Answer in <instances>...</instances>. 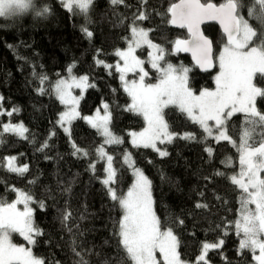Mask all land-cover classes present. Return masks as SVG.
I'll list each match as a JSON object with an SVG mask.
<instances>
[{
    "label": "trees",
    "instance_id": "16d2710c",
    "mask_svg": "<svg viewBox=\"0 0 264 264\" xmlns=\"http://www.w3.org/2000/svg\"><path fill=\"white\" fill-rule=\"evenodd\" d=\"M176 1L124 0L113 5L111 0H92L87 10L81 11L67 10L59 0H34L37 7L47 6L49 11L41 16L30 11L15 21L0 18V97L5 112L14 106L19 108L11 117L0 116V129L9 122L21 123L28 129L24 138L3 134L0 158L15 157L16 166L27 165L28 171L18 175L7 169L5 161L0 167V200L15 201L17 195L13 190L32 195L33 221L42 235L31 249L44 264H78L81 259L87 264H133L119 244L118 221L122 210L102 183L107 178V163L97 155L101 146L105 157H112L115 177L109 186L118 195L125 196L132 186L135 177L132 169L138 168L151 182L153 212L160 221V230L171 229L177 237L178 253L183 261L254 264L251 250H239L242 234L237 232L236 222L242 192L231 177L241 170L237 150L241 136L249 130V143L256 147L264 141V125L247 123V114L233 115L225 122L230 140L219 142L208 137L178 108L169 106L165 109V119L175 135L171 142L158 145L168 153L166 156L130 144L129 133L141 131L144 120L126 110L130 98L115 67L119 61L115 52L128 47L134 14L146 13L147 18L137 19L136 23L148 32L152 43L166 50L162 64L188 66L191 69L188 85L194 93L214 88L213 79L218 73L215 67L200 72L186 54L170 53L174 38H187L185 31L173 29L168 22L167 9ZM254 2L242 0L243 14L260 33L264 24L247 16L248 7ZM85 29L92 33L91 38ZM203 31L215 45L222 37L214 25H205ZM216 49L217 46L215 54ZM145 53L146 48L136 51L142 60L146 59ZM97 60L112 67L98 65ZM70 65L74 66L72 75L87 76L88 84L94 85L80 98V115L91 116L106 103L109 129L121 143L105 144L100 133L79 117L71 121L69 132L59 125L63 106L53 93L41 95L39 89L49 90L58 78L68 76ZM143 65L150 74L146 81L158 80V71L146 63ZM41 74L47 76L43 85L38 78ZM128 76L135 78L134 73ZM254 84L264 88V78L254 77ZM255 106L264 114V98L258 97ZM185 133L195 139H182ZM45 142L47 147L38 150ZM73 144L81 150L75 155ZM206 149H211V154ZM126 153L132 165L124 161ZM90 165H94V170ZM39 201L44 202L43 209L38 206ZM66 214L70 216L67 221ZM221 240L219 248L206 253L207 262H196L204 243ZM12 242L21 245L24 241L13 235ZM73 249L81 255L77 256ZM158 264H163L160 259Z\"/></svg>",
    "mask_w": 264,
    "mask_h": 264
},
{
    "label": "snow or ice",
    "instance_id": "6c2138e0",
    "mask_svg": "<svg viewBox=\"0 0 264 264\" xmlns=\"http://www.w3.org/2000/svg\"><path fill=\"white\" fill-rule=\"evenodd\" d=\"M92 0H62L65 7L71 9L73 5L81 11H86ZM113 5L124 3V0H111ZM127 6V5H126ZM242 0H225L219 5L211 0H179V3H171L167 13L171 14L169 23L186 29L187 39H176L173 44L174 52H190L195 62L201 70L208 71L218 63L219 72L214 77L216 88H207L195 95L188 86V73L190 68L180 65L178 68L164 60L166 50L163 47L152 44L147 39L148 32L140 28L136 21L147 18L146 13L138 12L133 15L131 33L133 43L139 46L147 43L150 48L156 49L155 55L149 53L150 63L153 69L159 73L158 83H145L148 75L141 67L143 61L132 55L134 49L132 45L126 52L117 50L115 55L124 60V67L118 64L115 66L117 72L121 73L120 79L124 82V89L131 97L132 103L126 110L143 117L147 127L140 133H130L134 147H151L159 152L160 156L168 153L157 147V142L164 144L171 142L174 133L170 132L169 124L165 119V109L169 106H176L182 113H186L188 118L199 124L208 136L212 135V128L209 121H214L219 131L217 140H230L224 131L226 119L232 117L234 113H245L249 117L247 123L255 126L264 125V114L257 111L255 106L258 97L264 98V88L254 84V77L264 78V31L258 33L254 30L249 20L243 14ZM31 9L37 16L44 15L49 11L48 7H37L33 0H0V16H12L20 11ZM247 16L259 20L264 24V0H255L252 6L247 9ZM207 21H215L219 24L226 43L218 55L214 53L215 41L205 35L201 30V25ZM86 35L91 38L92 33L85 29ZM224 37H221L223 39ZM259 41V44L256 43ZM98 65L105 68L111 65L97 60ZM73 65L67 69L66 79L58 78L51 89L46 90L40 87L39 94L54 93L62 104L69 106L68 110L61 113L58 123L63 126L73 119L81 118L89 123L104 137L105 144H119L122 141L115 136L108 127L110 114L109 106L103 104L105 114L101 117L97 113L96 117L81 116L76 105L79 98L73 96L70 89L77 88L81 93L86 87H94L88 84L87 76H73ZM139 68L140 81H133L130 85L124 80V73L135 71ZM41 85L47 80L46 75H39ZM3 97H0V116H13L19 112L18 107H13L11 111L3 110ZM258 118V119H257ZM2 123V122H0ZM69 132L68 128H64ZM13 133L21 138L25 137L28 129L21 123H3L0 129V143L3 142L4 133ZM251 132L245 130L241 136V142L237 146L240 154L239 160L241 170L239 178L236 175L231 177L232 183L242 189L246 196L241 197V220L236 222L237 232L243 233L240 241V249H249L253 253L259 249V255L254 256L257 264H264V178L260 173L264 172V141L259 147L249 143ZM182 139H195L189 133H185ZM231 142V141H230ZM236 146V145H234ZM47 147L45 142L40 149ZM74 152L77 154L81 150L73 144ZM211 154V149H206ZM87 155L88 153H84ZM99 158L104 159L106 153L103 146L97 149ZM108 166L105 171L107 178L102 183L107 187V193L113 201L118 202L122 217L118 221L119 244L123 246L127 257L133 264H156L154 252L159 250L164 259V264H183L176 249L178 246L177 237L171 229L160 230V221L152 210L151 182L137 168L134 170L136 181L128 190L126 196L118 195L117 191L110 187V182H114L115 171L111 167L112 157L107 156ZM129 156L125 154V162ZM7 163V169L22 175L28 171V166H16L15 157L0 158V167ZM94 170V165H90ZM246 178V182H245ZM30 183H35L31 181ZM252 189L253 191H249ZM16 191L17 198L12 203L0 200V264H44V261L33 255L30 247L18 246L12 242L13 233H19L28 245H35L37 237L42 235L41 229L34 224L33 209L29 204L33 201L31 194ZM23 203V211L17 209V205ZM254 203L255 211L248 209L247 205ZM38 206L43 209V201L38 202ZM199 207V205H198ZM70 218L65 215L64 220ZM223 243H204L202 254L199 260L205 259V254L209 249L219 248ZM77 256L81 253L73 249ZM78 264H87L81 259Z\"/></svg>",
    "mask_w": 264,
    "mask_h": 264
},
{
    "label": "rangeland",
    "instance_id": "374dc122",
    "mask_svg": "<svg viewBox=\"0 0 264 264\" xmlns=\"http://www.w3.org/2000/svg\"><path fill=\"white\" fill-rule=\"evenodd\" d=\"M60 2H61V4L65 7V5H64V3H62V0H59ZM81 2H86V0H81ZM202 2V1H201ZM204 2V1H203ZM212 2V1H211ZM223 2H225V0H222V1H220V2H218V3H216V4H220V3H223ZM77 7H75V5H73V7L71 8V9H69V8H67V7H65V9H67V10H72V9H76ZM77 9H79V8H77ZM147 39L149 40V38L147 37ZM176 40V38H174V40H172L171 42V49H170V53H172L174 56L176 55V54H178L179 52H174L173 51V48H174V44H173V42ZM221 41V38H220V40H219V38L217 39V42H216V46H217V49H216V55H218L219 54V52L223 49V46H224V44L226 43V40H224V39H222V42H220ZM129 45L131 44L132 45V47H133V49H134V51H133V53H132V55L133 56H135L137 59H139V60H141V61H143V64L144 63H146L149 67H150V69H152V70H156V69H153L152 68V66H151V63H150V59H151V57H150V55H149V53H152L153 55H155V53H156V49H154V48H150L149 46H148V44L147 43H141L139 46H137L135 43H133V38H132V33H131V39H130V41H129V43H128ZM152 44H154V45H157V44H155V43H152ZM129 45H128V47L126 48V49H124V50H121L122 52H126L127 50H128V48H129ZM142 48H146V59L145 60H142L137 54H136V51H138V50H140V49H142ZM118 58H119V61H118V65L121 67V68H123L124 67V60L121 58V57H119L118 56ZM163 61V60H162ZM162 61H160V64H162ZM141 65V67H143L144 68V71L145 72H147V70H146V68H145V65ZM165 64V63H164ZM180 65H183V64H175L174 66H176L177 68L180 66ZM185 67H188V66H185ZM214 67L217 69V72H219V67H218V63L217 64H215L214 65ZM157 71V70H156ZM134 73V76H135V78H133V79H129V74H133ZM148 73V72H147ZM119 75L121 76V73H119ZM150 74H148L147 76H146V78H150V76H149ZM217 75V74H216ZM74 76V75H73ZM68 76H66L65 78H62V79H66ZM146 78H145V83H148L147 81H146ZM124 80L125 81H127L128 82V84L130 85L133 81H135V82H139L140 81V74H139V68H137L135 71H128V72H126V73H124ZM159 81L158 80H156V81H154V83H151V84H156V83H158ZM254 82V81H253ZM121 83H122V87H124V82L123 81H121ZM213 83H214V88H212V89H209V90H215V88H216V85H215V81H214V79H213ZM189 86V85H188ZM88 87H86L85 89H84V91L81 93V90L80 89H77V88H72V89H70V92H71V94L73 95V96H76V97H78L79 98V101H80V98L84 95V93H85V90L87 89ZM125 90V89H124ZM193 92V91H192ZM125 93H126V95L128 96V98H130V104L129 105H131V103H132V100H131V97L129 96V94L125 91ZM194 93V92H193ZM195 95H199V92L198 93H194ZM53 95H54V97L57 99V101H59V99L56 97V95L53 93ZM60 102V101H59ZM60 104L63 106V110L61 111V113H63V112H65V111H67L68 110V108H69V106H66L65 104H62L61 102H60ZM79 104V103H78ZM102 104H106V103H102ZM128 105V106H129ZM127 106V107H128ZM173 107H175V108H178V107H176V106H174V105H172ZM76 108H77V110H78V105H76ZM179 109V108H178ZM4 110V109H3ZM79 112V111H78ZM61 113H60V115H61ZM97 113H99V116H103L104 114H105V110L103 109V106H102V108H100L99 110H95L94 111V113L91 115V117H96L97 116ZM185 114V116L186 117H188L187 116V114L186 113H184ZM237 114H245V113H234L233 115H237ZM60 115H59V118H60ZM140 116V115H139ZM142 119H143V117L142 116H140ZM59 118H58V121H59ZM230 118V117H229ZM144 120V119H143ZM85 121V120H84ZM192 121V120H191ZM86 122V121H85ZM71 123V122H70ZM70 123H65L63 126H61L62 127V129L64 130V128H68V126H69V124ZM87 123V122H86ZM91 128H92V126L89 124V123H87ZM60 125V124H59ZM199 125V124H198ZM200 126V125H199ZM209 126L212 128V135L211 136H208V134L207 133H205L208 137H212V138H214L215 139V141H219V142H221V140H217L216 139V137L219 135V131L217 130V126L215 125V122L214 121H209ZM108 127H109V123H108ZM147 127V124H146V122L144 121V127L142 128V130L141 131H135L134 133H140V132H142L145 128ZM96 131H98V129H96V128H94ZM203 129V128H202ZM110 130V129H109ZM224 131L226 132V129H225V126H224ZM99 132V131H98ZM9 133H11V132H9ZM100 133V132H99ZM130 133H133V132H130ZM130 133H129V140H130V144L133 146V144H132V136L130 135ZM100 135L102 136V138H103V140H104V137H103V135L100 133ZM26 136V135H25ZM21 138V137H20ZM250 139V138H249ZM226 141H229V140H226ZM104 142V141H103ZM166 143H168V142H166ZM158 145H159V142H157V147H158ZM134 147V146H133ZM140 147H142V148H150V149H152L153 150V148H151V147H143V146H140ZM256 147H259V145L258 146H256ZM159 148V147H158ZM160 149V148H159ZM157 152V151H156ZM157 153H159V152H157ZM129 156V155H128ZM239 157H240V154H239ZM105 160H106V162L105 163H107V166H108V162H107V158L105 157ZM124 161H125V157H124ZM129 165H132V162H131V159H130V157H129V160H128V162H127ZM239 165H240V160H239ZM111 167H112V164H111ZM240 167H241V165H240ZM134 170L135 169H132V172L134 173ZM107 174V173H106ZM237 176V178H239V175L237 174L236 175ZM260 176H261V178H264V172H261L260 173ZM135 181H136V176L134 177V179H133V182H132V185L135 183ZM245 182H246V178H245ZM132 187V186H131ZM130 187V188H131ZM241 192H242V196H246L247 194L246 193H243V191H242V189H240L238 186H236ZM129 188V189H130ZM128 189V190H129ZM128 190H127V192H128ZM249 191H253L252 189H249ZM126 195H127V193H126ZM125 195V196H126ZM16 198H17V196H16ZM15 198V199H16ZM29 206L31 207V203L29 204ZM247 207H248V209L249 210H251V211H255V208H256V206H255V204L254 203H249L248 205H247ZM32 208V207H31ZM17 209L19 210V211H23V209H24V205H23V203H20V204H18L17 205ZM152 210H153V203H152ZM241 220V207H240V213H239V218H238V221H240ZM164 231H167V230H164ZM241 234H242V237H241V239L243 238V233L242 232H240ZM13 235H17L22 241H24L23 242V244H21V245H19V244H17L18 246H25V247H32V245H28V243H27V241H25L24 239H23V237H21L20 235H19V233H13L12 234V236ZM12 236H11V239H12ZM241 239H240V241H241ZM239 241V242H240ZM13 243H15V242H13ZM16 244V243H15ZM209 250H213V249H209ZM208 250V251H209ZM239 250H241L240 249V243H239ZM176 251H177V253H178V246H177V249H176ZM179 254V253H178ZM202 254V250H201V253L199 254V255H201ZM257 255H259V249H256V251L253 253V263L254 264H257V261L254 259V256H257ZM154 256H155V259H156V264H158V261H159V259H160V261L164 264V259H163V256L161 255V253L159 252V250H157V251H155L154 252ZM180 257V256H179ZM199 256L196 258V262H207V259H206V254H205V259L203 260V261H200L199 259ZM180 259H181V257H180ZM181 261L183 262V264H189V263H187L186 261H183L182 259H181Z\"/></svg>",
    "mask_w": 264,
    "mask_h": 264
},
{
    "label": "water",
    "instance_id": "95a60500",
    "mask_svg": "<svg viewBox=\"0 0 264 264\" xmlns=\"http://www.w3.org/2000/svg\"><path fill=\"white\" fill-rule=\"evenodd\" d=\"M175 3H179V0H177ZM213 3H214V2H213ZM215 4H216V2H215ZM217 5H219V4H217ZM170 19H171V14H170ZM205 25H214V26L217 27V29L220 31V34L222 35V37H224V34H223V32H222V29L220 28L219 24L216 23L215 21H207V22H205L203 25H201V30H202V31H203V27H205ZM171 26H172L173 29H175V30H177V31H185V32H186V35H187V38H189L186 29H181V28H179L178 26L173 25V24H171ZM203 32H204V31H203ZM187 38H186V39H187ZM223 39L226 40V37H224ZM214 52H215V51H214ZM180 53H182V54H184V55L186 54V55L189 57L190 61H191V62L194 64V66H195V62H194V60H193L192 55H191L190 52H183V51H181ZM195 67H197L198 70H199L200 72H205L204 70H201L198 66H195Z\"/></svg>",
    "mask_w": 264,
    "mask_h": 264
},
{
    "label": "clouds",
    "instance_id": "9594fccd",
    "mask_svg": "<svg viewBox=\"0 0 264 264\" xmlns=\"http://www.w3.org/2000/svg\"><path fill=\"white\" fill-rule=\"evenodd\" d=\"M33 3H34V0H33ZM30 11H32L31 9L27 10V11H20V12H17L16 14L12 15V16H0V18H8L9 20H21L24 18V16L29 13Z\"/></svg>",
    "mask_w": 264,
    "mask_h": 264
},
{
    "label": "flooded vegetation",
    "instance_id": "af4514ba",
    "mask_svg": "<svg viewBox=\"0 0 264 264\" xmlns=\"http://www.w3.org/2000/svg\"><path fill=\"white\" fill-rule=\"evenodd\" d=\"M221 42H222V40H221ZM215 47H216V45H214V50H215ZM215 53V52H214Z\"/></svg>",
    "mask_w": 264,
    "mask_h": 264
}]
</instances>
